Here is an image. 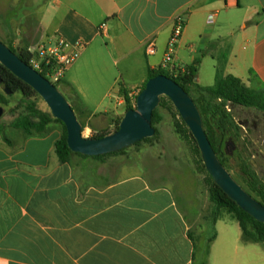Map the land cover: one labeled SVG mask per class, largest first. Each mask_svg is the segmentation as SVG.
I'll return each instance as SVG.
<instances>
[{
  "label": "crops",
  "instance_id": "0c3cea01",
  "mask_svg": "<svg viewBox=\"0 0 264 264\" xmlns=\"http://www.w3.org/2000/svg\"><path fill=\"white\" fill-rule=\"evenodd\" d=\"M32 3L35 15L43 3ZM179 17L184 29L175 58L182 72L199 62L201 86L232 75L264 89V0H57L51 36L35 18L51 41L84 45L62 77L80 110L107 94L112 65L122 64L121 89L140 92L149 72L162 68ZM104 104L103 97L93 109L102 112L85 122L91 136L107 129ZM11 131L0 134V264H193V239L208 229V215L198 227L196 206L183 207L174 190L142 174L114 179L90 162L104 160L60 162L55 131ZM215 228L207 264H252L264 255L257 248L264 243L242 242L237 222L220 218Z\"/></svg>",
  "mask_w": 264,
  "mask_h": 264
},
{
  "label": "rangeland",
  "instance_id": "374dc122",
  "mask_svg": "<svg viewBox=\"0 0 264 264\" xmlns=\"http://www.w3.org/2000/svg\"><path fill=\"white\" fill-rule=\"evenodd\" d=\"M36 2L38 3V1ZM41 2L43 4L38 10V14L35 12V15H33L35 3H32V0H0V40L11 45L18 53L22 50H28L34 55L39 45L50 41L43 35L37 19L44 23V28L49 36L54 35L53 33L57 28V0H41ZM12 18H14L15 23L11 24L9 22ZM121 67L122 64L117 67L112 65L109 91L107 94L94 95V99L87 104L89 108L86 105H80V110H77L70 102L65 90L61 86L58 88L71 105L79 122L85 124L91 114L101 113L102 111L97 112L93 109H96V104L104 97L105 104L103 108L100 106L98 109L105 108L108 110L111 118L106 130L114 131L117 120L123 119L126 113L124 99L120 105L118 104L120 100L118 91L123 88L118 73V69ZM139 93L138 91L136 94L130 95L133 106L136 103L135 97ZM9 102L10 104L7 106L0 105L4 110L0 118V126L3 127L2 133L6 136L12 135L11 130L13 127L11 123L25 111L23 96L20 93L13 94L9 98ZM162 102L164 105L161 106V102L159 105L162 119L157 125L159 136L156 140L149 143L141 141V144L127 148L124 153L104 158V163L88 160L94 165L103 166L101 172L110 175L114 179L139 173L147 177L152 184H165L178 195L179 202L183 207L188 201L189 204L200 209L201 220L197 224L199 227L203 225V218L209 215L211 209L207 172L203 168V162L200 153L197 151L196 143L190 136V132L186 131L187 128L182 124L177 110L169 104L167 97L163 96ZM37 108L49 112L42 99L37 101ZM227 108L231 111L229 105ZM247 112H249L248 109L240 106L233 109V114L239 124L242 123L243 125L245 121L244 114H247ZM92 122L91 120L90 123ZM45 131H48V134L51 133L49 131H55L61 136L63 125L54 119L46 126ZM242 133L243 139L234 142L236 151L230 156L228 171L242 187H246L238 166L239 160L243 159L250 163L264 184L263 127L260 125L254 131L248 126V128L242 130ZM91 135L88 129L83 130L84 137L92 138ZM75 160H79V158ZM221 218L236 222L235 218L225 211L222 212ZM193 230L196 234L200 231L195 228ZM198 240L201 245L205 243V239L199 238ZM257 248L262 249L264 247ZM252 264H264V255H254Z\"/></svg>",
  "mask_w": 264,
  "mask_h": 264
},
{
  "label": "trees",
  "instance_id": "16d2710c",
  "mask_svg": "<svg viewBox=\"0 0 264 264\" xmlns=\"http://www.w3.org/2000/svg\"><path fill=\"white\" fill-rule=\"evenodd\" d=\"M6 45L15 54H17L21 60H23L27 64H30V61L33 57V54L31 52H29L28 50H22L20 53H18L15 49H13L11 45ZM198 63L199 62H196L194 66L186 67L185 71L183 72L179 70L177 76H174L168 70L163 68H159L155 71H150L147 81L158 75H164L175 80L182 88H184V90L192 97L201 113L204 129L214 151L216 152L221 163L228 169V161L230 159V156L225 152L226 141L227 139H231L234 142H238L243 139V128L236 120L233 114V109L240 106L245 109H253L255 111L264 113V89H251L247 87L239 78L232 75L225 78H218L212 87L201 86L195 81L197 73L196 65ZM41 74L49 80V78L46 76V73L42 72ZM0 79L2 80V84L0 85V105H9V98L15 93H20L23 96L25 111L11 123V126L15 129L24 130L29 134H32L33 132H44L46 126L55 118L51 115L50 111L44 112L37 108V101L41 99L40 96L30 86L15 77L1 64ZM53 84L57 88L61 86L63 90H66L67 87H71L70 84L62 81V78L58 82H54ZM145 86L146 83L142 86L140 91H142ZM3 88L8 89L10 91V94L6 93ZM120 95L124 99L125 112L136 107V103L135 106H133L132 104V98L130 97V92L128 90L121 89ZM135 99H137V96L135 97ZM169 104L173 106L170 100ZM162 105L164 104L161 97V106ZM228 105L229 108H231V111L228 110ZM161 119L162 115L160 114L158 107L154 111L152 117V125L155 128V135L152 138L143 140L142 142L149 143L158 138L159 129L157 128V125L161 121ZM55 120L63 125L60 120ZM121 121L122 118L117 120L116 127L112 132H115L119 129ZM181 122L184 127L187 128L182 118ZM81 124L84 130L86 128V125L82 122ZM2 131L3 127L0 126V134L2 133ZM186 131L190 132L188 128L186 129ZM112 132L107 130L97 132L93 134L92 138H103L106 135L111 134ZM190 136L193 138L191 133ZM139 144H141V142L136 145ZM126 150L127 149H123L116 153L96 157H89L79 153H74L68 147L67 131L64 125L62 135L55 142V152L60 162L63 163H71L75 158H93L96 160H103L108 156L124 153ZM197 151L199 152L198 147ZM238 166L243 176V180L246 184V187L243 186V188L248 193H250L258 202L264 205V184L261 181L260 177L250 165V163L246 162L245 160L240 159ZM203 168L205 169L204 165ZM207 184L209 201L211 203V209L207 219L208 229L203 233V236L201 237L202 239H205V243L203 245L199 243V240L195 241L193 239V264L208 263L210 246L217 237L215 225L221 218V214L223 211L227 212L235 218L240 228L242 242L254 244L264 243V224L258 222L253 217L248 215L234 201H232L214 183L208 172Z\"/></svg>",
  "mask_w": 264,
  "mask_h": 264
},
{
  "label": "water",
  "instance_id": "95a60500",
  "mask_svg": "<svg viewBox=\"0 0 264 264\" xmlns=\"http://www.w3.org/2000/svg\"><path fill=\"white\" fill-rule=\"evenodd\" d=\"M0 64L30 86L45 102L51 115L63 123L70 150L89 157L116 153L152 138L155 135V128L152 125L153 113L159 107L161 97H167L196 141L203 165L214 183L244 212L264 224V205L248 193L221 163L208 139L196 103L175 80L164 75L149 79L145 88L137 95L136 107L125 113L118 130L103 138H86L83 136L82 124L60 90L21 60L1 40ZM3 90L10 94L8 89ZM3 113L4 110L0 106V118ZM234 149V142L227 140L226 154L232 156Z\"/></svg>",
  "mask_w": 264,
  "mask_h": 264
},
{
  "label": "built area",
  "instance_id": "2783aa9c",
  "mask_svg": "<svg viewBox=\"0 0 264 264\" xmlns=\"http://www.w3.org/2000/svg\"><path fill=\"white\" fill-rule=\"evenodd\" d=\"M212 17L210 16L209 21H212ZM183 29L184 22L179 17L174 21L172 35L162 65L163 69L168 70L174 76H177L179 70H181L176 65L175 51ZM83 47L82 43L71 45L62 38H55L53 41L50 40L47 43L45 42V44L39 45L29 65L39 73H46L49 80H53L52 83L58 82L63 77L65 71L76 61ZM147 52L149 54L155 53L153 43L148 44Z\"/></svg>",
  "mask_w": 264,
  "mask_h": 264
},
{
  "label": "flooded vegetation",
  "instance_id": "af4514ba",
  "mask_svg": "<svg viewBox=\"0 0 264 264\" xmlns=\"http://www.w3.org/2000/svg\"><path fill=\"white\" fill-rule=\"evenodd\" d=\"M249 112H247V114H244L245 116V121L243 123L242 128L246 129V127L248 128V126H250L252 128V130H257L259 128V126L261 125V127H263V133H264V113L262 112H258L255 111L253 109H248ZM255 111V112H254ZM242 124V123H241ZM227 140H231V139H227ZM232 141V140H231ZM227 142V141H226ZM234 142V141H233ZM226 146V145H225ZM233 147V146H232ZM234 151L233 154L236 151V146L234 144Z\"/></svg>",
  "mask_w": 264,
  "mask_h": 264
}]
</instances>
